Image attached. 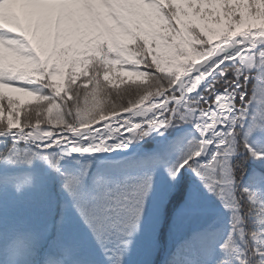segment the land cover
<instances>
[{
	"label": "snow or ice",
	"instance_id": "obj_1",
	"mask_svg": "<svg viewBox=\"0 0 264 264\" xmlns=\"http://www.w3.org/2000/svg\"><path fill=\"white\" fill-rule=\"evenodd\" d=\"M149 138L127 164L81 162ZM258 145L264 0H0V208L21 214L0 230L7 264H127L183 233L184 248L202 245L188 264H264ZM189 172L198 183L181 190ZM33 192L39 219L26 214Z\"/></svg>",
	"mask_w": 264,
	"mask_h": 264
},
{
	"label": "rangeland",
	"instance_id": "obj_2",
	"mask_svg": "<svg viewBox=\"0 0 264 264\" xmlns=\"http://www.w3.org/2000/svg\"><path fill=\"white\" fill-rule=\"evenodd\" d=\"M187 20H192L194 23H202L201 21L195 20V18L187 17ZM206 27L213 29V32L219 30V26L215 24H207ZM212 39H216L213 33H210ZM119 72V69H117ZM124 80L127 83H140L144 80L143 77L140 76H124ZM114 83H120V81H115ZM124 85L121 84V87ZM6 95H12L17 104L21 107H29L31 105L41 103L36 97L28 96L23 93L17 92H10L8 89L4 90ZM253 107H256L254 104ZM121 114V113H120ZM188 125H184L179 127L178 129L171 130L173 135H184L191 131L190 128H187ZM156 139H159L158 137ZM260 147H264V145H258ZM152 147V139L149 138L148 141L142 142L141 144L133 143L127 149H123V151L116 150L115 152L111 153H93L91 156L85 155L81 158L82 163H87L91 161L89 164V168L101 167V162L98 159H105L111 160L110 162H118L117 158H121V160L129 159L134 156H139L144 149H148ZM118 160V161H115ZM107 161V160H106ZM105 162V161H104ZM157 179H163L162 174L157 175ZM246 179V176H245ZM180 188L183 190L186 186H189L194 183H198L196 178L189 172L183 176L180 180ZM205 196L207 200L210 202L211 206L214 209V216L217 220V226H224L227 227V212L224 209L223 205L219 202V200L210 193L205 192ZM46 209L43 204L42 194L40 192H33L31 193V203L30 207L27 210V215L39 219L43 215H45ZM21 214L17 211L11 210L7 207L0 208V230L4 232L9 231L12 227H14L19 219ZM189 233L178 234L175 237L171 236H164L161 239V244L159 251L155 254H152L151 258L146 251H139L134 252L128 260L127 264H167L169 259H174L175 264H188V258H194L198 253H200L202 249V245L193 242L191 247L184 248L183 243L188 240ZM222 258H227L223 257ZM0 264H7V259L3 256H0Z\"/></svg>",
	"mask_w": 264,
	"mask_h": 264
},
{
	"label": "trees",
	"instance_id": "obj_3",
	"mask_svg": "<svg viewBox=\"0 0 264 264\" xmlns=\"http://www.w3.org/2000/svg\"><path fill=\"white\" fill-rule=\"evenodd\" d=\"M126 102V101H125ZM90 104H92L93 102L90 100L89 102ZM95 105L100 107V106H104L106 104L109 103L108 99L107 98H103V97H96V100H95ZM130 162V159H125V160H121V161H118V162H103L101 165V167H111L113 164H117V165H124V164H127Z\"/></svg>",
	"mask_w": 264,
	"mask_h": 264
},
{
	"label": "water",
	"instance_id": "obj_4",
	"mask_svg": "<svg viewBox=\"0 0 264 264\" xmlns=\"http://www.w3.org/2000/svg\"><path fill=\"white\" fill-rule=\"evenodd\" d=\"M121 115H125V113H121ZM187 128H190L191 129V126H187ZM117 159H121V158H117ZM100 162H104V161H106V160H108L107 158H105V159H98ZM116 161V160H115Z\"/></svg>",
	"mask_w": 264,
	"mask_h": 264
},
{
	"label": "bare ground",
	"instance_id": "obj_5",
	"mask_svg": "<svg viewBox=\"0 0 264 264\" xmlns=\"http://www.w3.org/2000/svg\"><path fill=\"white\" fill-rule=\"evenodd\" d=\"M118 150H119V149H118ZM119 151H121V152H122L123 150H119ZM118 160H120V161H121V159H118ZM118 160H116V161H118ZM110 161H111V160H107V162H110Z\"/></svg>",
	"mask_w": 264,
	"mask_h": 264
}]
</instances>
